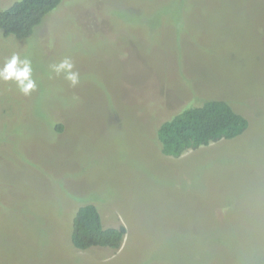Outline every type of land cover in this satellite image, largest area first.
<instances>
[{"label":"rangeland","instance_id":"rangeland-1","mask_svg":"<svg viewBox=\"0 0 264 264\" xmlns=\"http://www.w3.org/2000/svg\"><path fill=\"white\" fill-rule=\"evenodd\" d=\"M13 53L37 88L0 80V264H264V0H61L29 37L0 29ZM208 98L244 133L164 155L159 124ZM87 203L119 249L73 245Z\"/></svg>","mask_w":264,"mask_h":264},{"label":"trees","instance_id":"trees-1","mask_svg":"<svg viewBox=\"0 0 264 264\" xmlns=\"http://www.w3.org/2000/svg\"><path fill=\"white\" fill-rule=\"evenodd\" d=\"M60 2L61 0H17L0 10V29L4 35L20 39L29 37L43 17ZM247 127V118L235 111L227 101L208 98L182 108L163 121L156 134L161 152L167 156L179 157L186 150L239 137ZM62 128L63 124L56 125L57 130ZM73 215L71 241L76 248L121 247L126 233L125 226H104L95 204L78 206Z\"/></svg>","mask_w":264,"mask_h":264},{"label":"clouds","instance_id":"clouds-1","mask_svg":"<svg viewBox=\"0 0 264 264\" xmlns=\"http://www.w3.org/2000/svg\"><path fill=\"white\" fill-rule=\"evenodd\" d=\"M50 68L57 75L63 73L64 79L71 86L74 87L79 83V73L73 71L74 65L70 58L65 57L58 63L50 65ZM0 80L14 82L16 89L26 96L37 88L36 80L33 79L31 60L27 57L21 58L19 53L11 54L0 66Z\"/></svg>","mask_w":264,"mask_h":264}]
</instances>
